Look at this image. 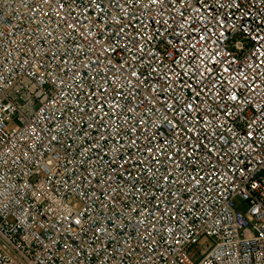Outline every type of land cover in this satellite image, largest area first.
Segmentation results:
<instances>
[{"label":"built area","instance_id":"2783aa9c","mask_svg":"<svg viewBox=\"0 0 264 264\" xmlns=\"http://www.w3.org/2000/svg\"><path fill=\"white\" fill-rule=\"evenodd\" d=\"M0 264H264V0H0Z\"/></svg>","mask_w":264,"mask_h":264},{"label":"snow or ice","instance_id":"6c2138e0","mask_svg":"<svg viewBox=\"0 0 264 264\" xmlns=\"http://www.w3.org/2000/svg\"><path fill=\"white\" fill-rule=\"evenodd\" d=\"M134 74H135V73H134ZM232 98H233V100H235V99H236V97H235V96H233ZM249 135H251V133H249ZM254 186H255V185H254Z\"/></svg>","mask_w":264,"mask_h":264}]
</instances>
